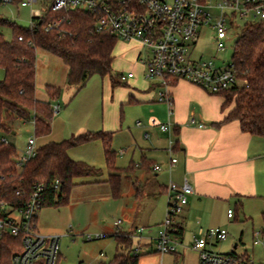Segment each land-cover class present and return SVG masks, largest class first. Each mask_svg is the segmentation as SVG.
I'll return each instance as SVG.
<instances>
[{"label":"crops","instance_id":"crops-1","mask_svg":"<svg viewBox=\"0 0 264 264\" xmlns=\"http://www.w3.org/2000/svg\"><path fill=\"white\" fill-rule=\"evenodd\" d=\"M139 52V45L134 41L115 42L111 70L118 66L120 56L126 57V65L134 70L127 72H132L134 77L128 80L129 85L127 81L122 83L125 88L117 90L119 94L114 98V92L111 93L109 88L113 89L121 83L118 77L124 72L115 71V84L106 75L110 86L106 84L105 93H101L102 108L98 122L91 115V106H85L87 99L84 98L85 104L80 103L72 113L74 117L68 118L67 114H63L57 119H51L50 133L40 137L42 143H37L39 138L35 142L39 146L49 141L68 139L75 135L71 130L74 133L102 131L112 134L111 148L114 150L119 133H125L124 130L127 129L129 135H125L131 147V159L126 167H121L116 164L118 156L115 155V165L123 171L121 185L123 180L127 181L130 194L136 202V209L149 201L158 200L164 205L167 201L168 182L172 181L177 185L186 182L192 193L188 195L187 204L177 219V224L182 227V235L185 219L189 220V224L196 231L198 228L205 230L216 226L224 228L223 220L218 215L225 210L224 217L228 219L226 210L230 208L228 204L231 201L237 203L240 199L255 198L263 193L264 137L242 132L236 120L214 126L213 123L221 121L230 106L222 109L221 95L209 94L184 80L173 81L168 87L167 91L171 95L170 108L166 103L158 102L156 98L159 88L154 83L137 84L138 74L135 69L140 68L142 75L144 72L139 62ZM66 73L67 66L61 58L36 49L35 98L49 102L52 107L58 105V98L66 87ZM48 86L59 88L60 94L50 98L46 92ZM110 101L113 102L112 108L107 109ZM128 118L129 123L126 122ZM151 119L159 123L168 122L173 128V155L177 161L170 170L167 169L168 136L159 127L152 126L149 123ZM191 119L194 120L193 123L190 122ZM136 121L140 124H136ZM74 124L75 129L72 128ZM198 124H203L204 127H198ZM67 134L69 137L64 138ZM51 136L61 137L54 139ZM137 138L142 141L141 144L137 142ZM119 154L122 156L124 150L120 149ZM67 155L72 160L83 162L98 171L93 176L74 178L73 186L80 182L93 183L107 187L110 194L108 170L100 140L72 146L67 149ZM153 165H158L159 169H153ZM233 209L234 219L229 220H236V204ZM132 229L134 230L133 226L128 231ZM196 231L192 232L191 237ZM176 241L182 246V236L180 239L176 238Z\"/></svg>","mask_w":264,"mask_h":264},{"label":"trees","instance_id":"trees-1","mask_svg":"<svg viewBox=\"0 0 264 264\" xmlns=\"http://www.w3.org/2000/svg\"><path fill=\"white\" fill-rule=\"evenodd\" d=\"M48 22L58 23L45 31ZM0 24L11 30L10 39L0 33V202L10 207L22 206L35 187L42 184V207L67 204L73 179L98 173L95 168L72 160L67 149L97 139L103 147L110 194L119 197L123 171L115 165L111 133L85 131L58 142L41 144L35 156L20 170L16 169L13 160L16 149L3 135L12 131L11 123L15 119H32L35 139L50 133L52 106L35 98L36 49L61 58L67 66L65 84L79 90L93 75H108L111 83H116L111 75L116 39L107 32H96L93 16L79 10H47L41 20L26 28L1 16ZM230 63L241 83L219 93L223 97L221 108L227 104L230 108L223 119L213 125L218 127L236 120L242 132L264 137V22L242 25ZM46 92L53 98L60 94V89L48 86ZM172 233L180 239L182 227L176 224ZM112 236L120 251L109 263L102 264H138L140 254L132 250V239L118 230ZM19 250V236H1L0 264H10L12 254Z\"/></svg>","mask_w":264,"mask_h":264},{"label":"built area","instance_id":"built-area-1","mask_svg":"<svg viewBox=\"0 0 264 264\" xmlns=\"http://www.w3.org/2000/svg\"><path fill=\"white\" fill-rule=\"evenodd\" d=\"M38 1L0 0V6H29L30 25L41 20L47 10H79L91 14L96 32H107L116 41H134L139 45L143 77L159 88L156 100L166 103L169 108L171 95L167 89L173 81L184 80L209 94H219L241 83L231 63L216 65L211 58L193 54L195 44L206 32L210 31V40L221 50L223 40L232 33L239 21L242 25L264 22V0H48L43 1V6L32 8ZM57 23H46L44 30L52 29ZM133 77L132 72H126L121 73L118 80L123 83ZM59 109V105L53 106V115ZM30 122L33 127V120L30 119ZM190 122L193 123L194 120L191 119ZM149 123L158 125L168 136L167 169L170 170L177 161L173 155V128L170 123H159L155 119H151ZM136 124L140 122L137 121ZM198 127L204 125L198 124ZM37 148L34 136L28 138L22 151L16 152L13 157L17 170L35 156ZM153 169H159V166L153 165ZM43 189L42 184L36 186L26 202L19 207H10L0 202V237L5 234L20 237V250L12 254L10 264L59 262L60 237L41 234L36 229L37 212L42 208L40 192ZM191 193L192 189L186 182L181 185L168 182L166 213L156 235L150 238L153 245L150 250L154 248L161 255L175 253L177 241L172 231ZM234 215V209L227 208L226 217L234 219ZM114 224L117 226L119 221ZM142 231L143 228H134L131 233L124 234L131 239L139 238ZM227 236V230L219 226L205 230L198 228L191 237V248L197 255L196 264H261L253 255L235 252L223 254L216 251V244L225 241ZM95 237L101 238L104 234ZM87 238L90 239L91 236ZM251 243L261 249L264 261V228L253 231ZM139 249L138 243L132 248L135 253Z\"/></svg>","mask_w":264,"mask_h":264},{"label":"rangeland","instance_id":"rangeland-1","mask_svg":"<svg viewBox=\"0 0 264 264\" xmlns=\"http://www.w3.org/2000/svg\"><path fill=\"white\" fill-rule=\"evenodd\" d=\"M43 1L47 2L48 0H39L37 5L35 3L32 5V8H38V5L43 6ZM0 16L26 28L30 25L31 9L29 6L3 5L0 6ZM241 29L242 22L239 21L237 26L232 29V33L223 40V49L221 50L217 49L216 44L210 40V31L206 32L204 37L195 44L193 54L202 58H211L216 65L230 63L234 43ZM0 33L5 39L11 37V30L5 25L0 24ZM127 61L126 57L120 56L118 66L112 67L111 75L114 80L117 78L115 71L126 73L128 70H133L126 65ZM135 70L138 74L137 84H150V81L143 77L140 68L137 67ZM0 76H2V72H0ZM106 84L110 86L108 76L93 75L79 91L76 86L66 85L65 90L58 98L59 112L53 115L52 120L61 117L63 114L72 118L74 117L72 113L76 111L80 103L81 105L86 103L85 106H91L90 112L94 121L98 122L102 108L100 97L101 93H105ZM122 85L120 83L113 89L109 88L111 93L114 92V98L119 94L117 90L125 88ZM127 85H129L128 81ZM84 98L87 99L85 103H83ZM112 104L113 102L110 101L107 109L112 108ZM227 106L230 105L227 104ZM126 122L129 123V118L126 119ZM11 125L12 131L3 133V135L14 145L16 152L20 153L27 139L33 137V127L30 119H15ZM152 126L158 127V125ZM75 127L74 124L72 128L75 129ZM71 131L73 134H78V132L74 133V130ZM124 132L119 133L116 138V146H113L116 156H118L116 164L121 165V167H126L131 159V147L128 144V137L125 135H129V133L127 129ZM59 137L61 136H51L54 139H59ZM63 137H69V134ZM141 140L144 141V137L141 136ZM141 140L137 138L139 144L142 143ZM37 143H42V140L39 138ZM120 149L124 150L122 156L119 154ZM239 202L231 201L228 204L230 208L236 204V220L226 219L224 217L225 210L218 215L223 220V227L227 230L228 236L225 241L216 244L215 250L223 254L235 252L253 255L257 262L264 264L261 249L251 243L253 231L264 228V190L261 196L243 198ZM135 203L126 180L122 181L120 195L117 198L108 194V189L105 186L80 182L72 187L67 204L59 207L45 206L38 210L35 222L36 229L41 234L60 237L58 264L109 263L114 254L120 251L112 236L113 232L119 230L124 233H131L133 229L128 231L131 226L143 228L139 238H132V248L137 243L140 248L138 264H196V252L189 245L192 232L196 230H194L193 225L189 224V220H184L182 246L176 244L175 253L161 255L154 248L150 250V247L153 246L150 238L156 235L159 224L165 216L166 202L163 205L158 200L149 201L144 203L146 206L142 203L137 209ZM117 221L119 224L115 226L114 223ZM99 234H104V237L96 238L95 236ZM135 235L138 236V234ZM87 236H91V238L88 239ZM233 244L236 246L233 247Z\"/></svg>","mask_w":264,"mask_h":264},{"label":"water","instance_id":"water-1","mask_svg":"<svg viewBox=\"0 0 264 264\" xmlns=\"http://www.w3.org/2000/svg\"><path fill=\"white\" fill-rule=\"evenodd\" d=\"M235 247V246H234Z\"/></svg>","mask_w":264,"mask_h":264}]
</instances>
